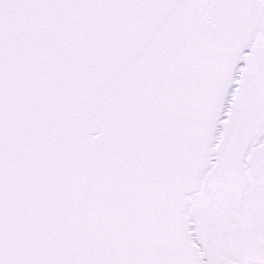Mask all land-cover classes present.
Masks as SVG:
<instances>
[{"label": "snow or ice", "instance_id": "snow-or-ice-1", "mask_svg": "<svg viewBox=\"0 0 264 264\" xmlns=\"http://www.w3.org/2000/svg\"><path fill=\"white\" fill-rule=\"evenodd\" d=\"M0 264H264V0H0Z\"/></svg>", "mask_w": 264, "mask_h": 264}]
</instances>
